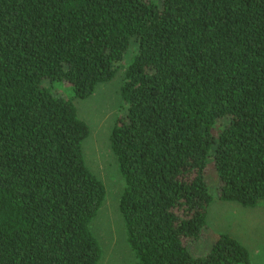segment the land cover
<instances>
[{
	"label": "trees",
	"instance_id": "1",
	"mask_svg": "<svg viewBox=\"0 0 264 264\" xmlns=\"http://www.w3.org/2000/svg\"><path fill=\"white\" fill-rule=\"evenodd\" d=\"M123 68L111 146L130 264H252L227 233L194 245L211 159L220 200L264 201V0H0V264H100L107 191L75 100Z\"/></svg>",
	"mask_w": 264,
	"mask_h": 264
},
{
	"label": "rangeland",
	"instance_id": "2",
	"mask_svg": "<svg viewBox=\"0 0 264 264\" xmlns=\"http://www.w3.org/2000/svg\"><path fill=\"white\" fill-rule=\"evenodd\" d=\"M129 55H132V51ZM124 78L125 69L123 68L113 80L99 84L90 97L75 100L79 117L90 126V134L83 143L86 163L104 183L107 191L105 203L92 223V230L101 242L104 251L100 264H130L134 260V254L127 242L123 215L119 207L125 181L119 172L116 156L111 146L113 128L126 113L121 97ZM53 88L56 94L64 96H69L72 92L71 89L68 90L67 84H55ZM205 178L214 201L209 206L210 220L205 235L194 245L197 251L203 253L213 245L217 234L225 233L222 229L230 227L229 217H220L225 213L222 208L235 209L238 205L235 202L222 201L217 197L218 175L212 159L206 169ZM229 212H231L230 209ZM245 212L235 217L236 225L233 226L232 233L242 238L247 245L252 246L255 238L264 241V201L257 208H249ZM253 221L256 222L253 223ZM247 245L244 246L250 251L255 250L254 247ZM252 256L253 264H264V254L259 256L252 254Z\"/></svg>",
	"mask_w": 264,
	"mask_h": 264
},
{
	"label": "crops",
	"instance_id": "3",
	"mask_svg": "<svg viewBox=\"0 0 264 264\" xmlns=\"http://www.w3.org/2000/svg\"><path fill=\"white\" fill-rule=\"evenodd\" d=\"M238 204V203H237ZM239 205V204H238ZM237 205V207H235V209L234 208H231V207H223L222 208V210H224V215H225V217H223L224 215H222V216H220V217H222V218H226L227 216L229 217V219H228V221H229V223H230V227H229V229H225V230H223L222 229V231H224L225 233H227V234H229L230 236H232L233 238H235V239H237L239 242H242L244 245H247L246 244V242H244L243 241V239L242 238H238L237 236H236V234H233L232 233V229H233V226L234 225H236L235 224V222H236V220H235V217H237V216H240L241 214H243V213H246L245 212V210H249V208H246V207H243V206H241V205H239L238 206ZM241 206V207H240ZM258 207V206H257ZM257 207H255V208H257ZM229 209L231 210V212H229ZM218 216V217H219ZM256 218H257V216H256ZM209 220H210V216H209V213H208V219H207V222H208V224H209ZM254 222H256V221H253V223ZM215 231V230H214ZM216 231H218V232H222L221 230H216ZM215 231V232H216ZM231 232V233H230ZM231 234H233V235H231ZM261 241H263V239H256L255 238V243H254V245H252V246H249V245H247V246H249V247H254V251H250L248 248V250H249V252H250V256H251V259H252V254H255V255H262V254H264V241L263 242H261ZM254 252V253H253ZM252 264H253V262H252Z\"/></svg>",
	"mask_w": 264,
	"mask_h": 264
}]
</instances>
